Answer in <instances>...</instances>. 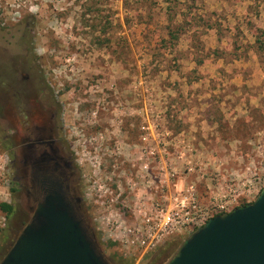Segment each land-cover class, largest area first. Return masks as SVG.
Segmentation results:
<instances>
[{
    "label": "rangeland",
    "instance_id": "374dc122",
    "mask_svg": "<svg viewBox=\"0 0 264 264\" xmlns=\"http://www.w3.org/2000/svg\"><path fill=\"white\" fill-rule=\"evenodd\" d=\"M12 58L45 101L57 95L64 105L79 187L112 264H164L192 232L148 249L123 241L151 205L166 204L174 179L193 184L202 206L235 193V208L263 188L264 0H0L1 78ZM135 119L151 133L150 174L139 180L144 160L134 154L137 183L117 199L102 156L127 153L121 125ZM13 178L0 130V203L13 206L0 209V259L31 215Z\"/></svg>",
    "mask_w": 264,
    "mask_h": 264
},
{
    "label": "water",
    "instance_id": "95a60500",
    "mask_svg": "<svg viewBox=\"0 0 264 264\" xmlns=\"http://www.w3.org/2000/svg\"><path fill=\"white\" fill-rule=\"evenodd\" d=\"M54 153L32 162L39 197L0 264H112L73 199L68 163ZM164 264H264V186L252 202L208 218Z\"/></svg>",
    "mask_w": 264,
    "mask_h": 264
},
{
    "label": "flooded vegetation",
    "instance_id": "af4514ba",
    "mask_svg": "<svg viewBox=\"0 0 264 264\" xmlns=\"http://www.w3.org/2000/svg\"><path fill=\"white\" fill-rule=\"evenodd\" d=\"M10 64L9 72L0 77V130L8 168L14 173L13 182L17 186L15 191L23 192L31 214L40 193L39 188L30 183L32 162L40 155L57 151L62 162L68 163L65 176L72 183L73 199L80 198L82 217L96 235L91 218V202L87 199L88 192L81 193L83 189L79 187L80 177L76 172L74 140L71 136L74 126L66 129L63 123L64 105L59 102L57 95H51L49 101L44 100L45 88L41 90L34 75L31 76V73L26 71L23 61L15 62L12 58ZM99 114L102 115L101 112ZM127 122L128 124L122 122L121 125L122 142L129 147L127 153L119 151V154L115 152L102 156L103 175L107 179L105 184L110 194L117 199L131 196L128 191L131 186L127 185L130 182L137 183L138 169H145L144 174L140 175L142 179H139L142 182H147V176L150 174V165H147L151 153L149 128L143 124L138 127L136 119ZM100 127L102 124L99 122L90 126L95 129ZM134 154H139L138 160H144L141 162L142 167ZM86 185L88 183L84 184ZM121 187L124 191L118 192ZM105 198L109 197L105 195ZM111 200L114 201L112 198Z\"/></svg>",
    "mask_w": 264,
    "mask_h": 264
},
{
    "label": "built area",
    "instance_id": "2783aa9c",
    "mask_svg": "<svg viewBox=\"0 0 264 264\" xmlns=\"http://www.w3.org/2000/svg\"><path fill=\"white\" fill-rule=\"evenodd\" d=\"M174 189V193L165 194L166 204H157L158 208H152L151 205L149 213L144 214L141 222L133 223L123 230L124 239L118 236L119 240L123 239L128 246L151 248L167 235L191 232L202 226L208 218L229 212L239 197L235 193L215 196L202 206L193 184Z\"/></svg>",
    "mask_w": 264,
    "mask_h": 264
},
{
    "label": "trees",
    "instance_id": "16d2710c",
    "mask_svg": "<svg viewBox=\"0 0 264 264\" xmlns=\"http://www.w3.org/2000/svg\"><path fill=\"white\" fill-rule=\"evenodd\" d=\"M170 35V38L173 39L175 38L174 36V33L171 31L169 33ZM246 204V203H244ZM0 209L6 214V215H10L13 211V206L10 204V203H7V202H1L0 203ZM167 248L166 247H163L161 250H160V253H162L163 251H166Z\"/></svg>",
    "mask_w": 264,
    "mask_h": 264
},
{
    "label": "crops",
    "instance_id": "0c3cea01",
    "mask_svg": "<svg viewBox=\"0 0 264 264\" xmlns=\"http://www.w3.org/2000/svg\"><path fill=\"white\" fill-rule=\"evenodd\" d=\"M167 186H170V181L168 178H166L165 180ZM184 179L182 177H178L177 179H174V181H172V186L179 189L180 187L184 186L185 184L183 183ZM184 184V185H183ZM169 191V190H168Z\"/></svg>",
    "mask_w": 264,
    "mask_h": 264
}]
</instances>
